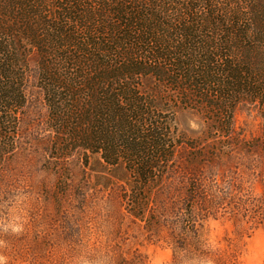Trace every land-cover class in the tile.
Listing matches in <instances>:
<instances>
[{
	"label": "trees",
	"instance_id": "16d2710c",
	"mask_svg": "<svg viewBox=\"0 0 264 264\" xmlns=\"http://www.w3.org/2000/svg\"><path fill=\"white\" fill-rule=\"evenodd\" d=\"M31 61L51 157L123 165L139 190L170 161L178 111L221 132L251 106L264 133V0H0V167Z\"/></svg>",
	"mask_w": 264,
	"mask_h": 264
},
{
	"label": "rangeland",
	"instance_id": "374dc122",
	"mask_svg": "<svg viewBox=\"0 0 264 264\" xmlns=\"http://www.w3.org/2000/svg\"><path fill=\"white\" fill-rule=\"evenodd\" d=\"M35 72L31 61L17 148L0 167V264H264L256 108L238 106L221 132L216 116L176 112L170 161L139 190L123 165L51 157Z\"/></svg>",
	"mask_w": 264,
	"mask_h": 264
}]
</instances>
